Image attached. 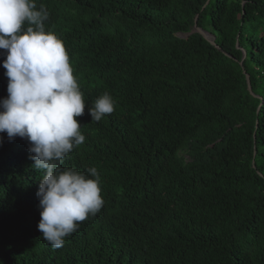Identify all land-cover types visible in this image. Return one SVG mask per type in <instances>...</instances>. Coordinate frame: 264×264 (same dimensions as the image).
Returning <instances> with one entry per match:
<instances>
[{
    "label": "trees",
    "instance_id": "1",
    "mask_svg": "<svg viewBox=\"0 0 264 264\" xmlns=\"http://www.w3.org/2000/svg\"><path fill=\"white\" fill-rule=\"evenodd\" d=\"M36 4L86 105L62 167H95L105 203L53 248L37 228L45 173L0 133V264H264V0ZM197 16L217 47L180 36ZM105 92L115 109L92 121Z\"/></svg>",
    "mask_w": 264,
    "mask_h": 264
},
{
    "label": "clouds",
    "instance_id": "2",
    "mask_svg": "<svg viewBox=\"0 0 264 264\" xmlns=\"http://www.w3.org/2000/svg\"><path fill=\"white\" fill-rule=\"evenodd\" d=\"M48 20L49 11L43 4L37 8L36 0H0V49L7 51L2 66L8 78L7 98L0 100V133L9 141L29 142L34 168L45 173L36 193L37 228L53 248H60L105 201L95 167L86 173L62 167L85 142L76 117L84 115L86 105L63 41L46 30ZM114 109L113 97L105 92L88 114L100 122Z\"/></svg>",
    "mask_w": 264,
    "mask_h": 264
},
{
    "label": "water",
    "instance_id": "3",
    "mask_svg": "<svg viewBox=\"0 0 264 264\" xmlns=\"http://www.w3.org/2000/svg\"><path fill=\"white\" fill-rule=\"evenodd\" d=\"M193 33H200L201 35H203V37L207 40V41H209L212 45H214V46H216L217 47V45H216V43H215V39H214V37H212L210 34H208L206 31H204L203 29H201V28H199L198 27V16L196 17V19H195V26H194V29H193V31L191 32V33H189V34H187V35H182V34H180V36L181 37H188L189 35H191V34H193ZM245 55H244V58L243 59H245L246 58V53H244ZM241 64L243 65V62H241ZM245 74H246V78H247V81H248V85H249V89H251V86H250V76L245 72Z\"/></svg>",
    "mask_w": 264,
    "mask_h": 264
}]
</instances>
